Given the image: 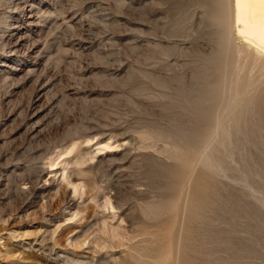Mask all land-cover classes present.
<instances>
[{
  "label": "rangeland",
  "instance_id": "374dc122",
  "mask_svg": "<svg viewBox=\"0 0 264 264\" xmlns=\"http://www.w3.org/2000/svg\"><path fill=\"white\" fill-rule=\"evenodd\" d=\"M217 2L0 0V264H264V82L202 152L258 57Z\"/></svg>",
  "mask_w": 264,
  "mask_h": 264
},
{
  "label": "bare ground",
  "instance_id": "6f19581e",
  "mask_svg": "<svg viewBox=\"0 0 264 264\" xmlns=\"http://www.w3.org/2000/svg\"><path fill=\"white\" fill-rule=\"evenodd\" d=\"M217 5L224 6L227 9V15L223 19L226 29L230 30L235 26L234 29H236V33H238L242 40L253 48L252 52L254 50L255 55L259 57H257V59L255 58L252 68L259 64H262L263 66L264 62L260 60V56L264 58V0H218ZM223 41L224 43L228 42V39L225 38ZM15 45L16 47L14 48H20L24 46V43L21 41L17 42ZM225 52H227L229 57L232 59L237 54V52L230 49L228 45ZM252 68L248 69L245 63L240 61L236 64H232L229 68V73L225 76L227 88L222 94L224 105L221 112L217 114L214 125L207 139L203 143L202 152L209 148V146H212V150L217 148L218 141H222V139L227 138L231 134L232 121L241 116V111L244 109L245 104L256 96L259 86H261V83L264 82V75L260 78L254 79L252 75ZM215 141H217L216 144H214ZM211 153L209 152L207 154H203L200 163H202L203 166L205 165L206 167L214 169L215 165L213 163ZM183 217H185V215ZM103 229H105V227ZM106 229L108 228L106 227ZM105 232L106 231H104V233ZM91 262L92 261H90L89 264H91Z\"/></svg>",
  "mask_w": 264,
  "mask_h": 264
}]
</instances>
